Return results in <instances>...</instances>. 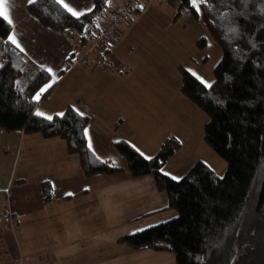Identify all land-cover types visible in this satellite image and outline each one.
<instances>
[{"label": "crops", "instance_id": "obj_1", "mask_svg": "<svg viewBox=\"0 0 264 264\" xmlns=\"http://www.w3.org/2000/svg\"><path fill=\"white\" fill-rule=\"evenodd\" d=\"M65 2L83 13L93 7V0ZM163 2L164 11L154 9L152 3L143 11L142 6L135 13L139 15L132 16L130 27V19L123 22L120 36L107 43L112 63L121 73L111 75L95 67L90 57L85 65H77L73 56L84 51L87 44L80 47L74 43L70 31L42 27L27 12L28 0H7L9 36H14L20 47L11 43L50 75L52 90L37 103L35 113L52 117L68 106L78 110L89 119L85 128L87 146L92 144L89 150L99 160L120 169L111 175L86 177L79 157L67 151L64 139L0 128V257L8 264H125L126 257H136L133 264H176L171 253L135 251L117 243L124 236L173 219L176 212L168 209L167 195L157 191L148 175L131 177L114 143L126 141L151 159L168 137H175L181 146L161 169L175 180L196 161L214 158L203 144L198 160H194L198 156L189 157L191 148H197L195 138L189 143L182 131H189L193 106L179 90L181 77L176 67L204 81L205 86L213 81L219 53L209 45L203 31L198 32L197 39L205 37V47H195L192 52L178 40L174 47L173 38L166 44L162 36H153L162 24L173 36L169 21H174L177 2ZM175 24L198 26L188 10ZM208 45L213 48V56L206 49ZM165 59L173 65L170 76L160 73L166 65L159 61ZM146 70L155 87L133 89L134 83L141 88V71ZM203 128L199 133L201 143ZM178 155L181 163L175 165ZM187 159L190 162L185 164ZM213 163L214 168L207 165L222 175L226 165L224 170L217 159ZM142 254L144 260L137 261Z\"/></svg>", "mask_w": 264, "mask_h": 264}, {"label": "trees", "instance_id": "obj_2", "mask_svg": "<svg viewBox=\"0 0 264 264\" xmlns=\"http://www.w3.org/2000/svg\"><path fill=\"white\" fill-rule=\"evenodd\" d=\"M114 1L93 0L92 9L79 18L55 0H36L26 10L42 27L70 31L78 46L89 47ZM175 1L173 19L188 10L221 51L211 87L184 68L180 73L181 93L207 116L204 142L226 163V170L217 175L198 160L175 180L161 171L181 146L175 137H168L151 159L126 141L114 143L131 177L152 174L157 188L167 194L168 209L176 212L173 219L124 236L117 243L171 252L176 264H264V0H208L207 5L198 0L196 7L191 0ZM10 31V24L0 19V128L64 139L67 151L79 157L86 177L118 173L120 169L89 150L86 116L71 106L63 116L50 120L35 114L37 103L52 88L38 101L33 98L50 84V75L11 43ZM197 43L199 49L204 48L205 38ZM104 54H109L108 49ZM73 57L76 62L81 54ZM23 76L24 81L18 83ZM0 264L8 262L0 257Z\"/></svg>", "mask_w": 264, "mask_h": 264}, {"label": "rangeland", "instance_id": "obj_3", "mask_svg": "<svg viewBox=\"0 0 264 264\" xmlns=\"http://www.w3.org/2000/svg\"><path fill=\"white\" fill-rule=\"evenodd\" d=\"M123 0H115L114 2H112V7H111V11L115 8V7H117L118 5H121V2H122ZM161 2H156V0H143V9H142V11L144 10V9H146V8H148V4L149 3H152L153 4V8L154 9H159L160 11H164V9H166L165 8V5L163 4L164 2H163V0H160ZM175 1V0H174ZM109 10L110 9H108L107 11H106V16H107V14L109 13ZM185 11V10H184ZM187 11V10H186ZM136 12H137V10H136ZM135 12V13H136ZM133 14L132 16H137V15H139V14ZM131 16V18H129V19H126L125 20V22H127L128 20H129V24H128V26L130 27V25H131V23H132V21H133V17ZM173 16H174V14H173ZM173 16H172V19L171 20H174L173 19ZM107 18H108V16L106 17V20H107ZM169 19L171 18V15L168 17ZM177 22V19L176 20H174V21H169V24H170V27L174 30L173 31V36H169V34L167 33L168 31H169V28L168 27H166L165 25H159V27L157 28V30L155 31V33H154V35L153 36H155V37H163V39H164V41H165V43L166 44H169L168 43V39H170V40H172V38H173V45H174V47H176V41L178 40V42L179 43H183V45H185L186 44V46H187V50L189 51V52H192V51H195L196 50V48L195 47H197V41H198V39H200V38H198L197 39V37H198V32H204V34H205V36L208 38V39H210L209 41H210V44L209 45H213V48H215V50L217 51V55H218V53H219V57L218 58H221V51H220V48H219V46L213 41V40H211V38L208 36V33L206 32V30L204 29V27L199 23V22H197L196 21V23H197V25L198 26H195V28H192V27H190V26H184V25H181V24H175ZM140 26H142V24H140ZM120 27L121 26H119V28H118V32H117V34L113 37V38H117V36H120V34H121V31H120ZM49 29V28H48ZM128 30V29H127ZM127 30H124V34H125V32L127 31ZM55 31V30H54ZM71 34V33H70ZM205 38V37H204ZM73 41H74V43L77 41L75 38H73ZM205 41H206V38H205ZM211 41H213V42H211ZM212 43V44H211ZM92 43L90 44V46L88 47V48H86L84 51H81V53H80V51H79V53L81 54V56H83V55H87V59H85V60H77L78 61V63H77V65H85V63H87V60H88V57H90V58H92V60H93V63H94V66L95 67H98V68H101L103 71H105V72H107V73H110L111 75H113V74H118V75H120L121 73H117V72H119V67L118 66H115L114 65V63H112V61H113V59H112V55H111V52H110V54H108V55H106V54H103L104 52H106L107 51V47L105 48V49H103L102 50V52H100V54H102V58L101 59H97L96 57H94V56H90V54H94L93 52L91 53V52H89V50H90V48L92 47ZM207 46L206 47V49H207V51H208V53L210 54V55H214V51H213V48L211 47V46ZM94 59H95V61H94ZM105 62H107V64H108V66H106V65H103V63H105ZM118 62L120 63V59L118 60ZM160 63H162V64H164V65H166L164 68L165 69H163V71H160V73H165V74H168L169 76L171 75L170 73H171V71H172V68H173V65L171 64L170 65V63H171V60H160L159 61ZM87 65V64H86ZM141 70V69H140ZM125 72H126V70H125ZM142 73H144V78H143V80L141 81V88L139 87V85L137 84V83H134L131 87L133 88V89H139V90H146V89H148L150 86H154L155 87V83H153V82H150V79H149V73H148V71L146 70V71H141ZM176 72L180 75V77H181V73H180V67L179 66H177L176 67ZM154 75V74H153ZM181 80H182V77H181ZM24 81V76L20 79V80H18V83H20V82H23ZM179 90H180V92H181V84H180V87H179ZM182 94V93H181ZM183 95V94H182ZM184 96V95H183ZM185 97V96H184ZM186 98V97H185ZM187 99V98H186ZM187 101L190 103V105L191 106H193L191 109L193 110V111H190L189 113V116H190V119L188 120V124H189V131H182V133L187 137V139H185L186 141H189V143H190V141H192L194 138H195V142H196V146H197V148H191V151H190V155H189V157L190 156H192L193 157V159L196 157V156H198L196 159H194V160H198L201 156H202V153L199 151V148H200V146L203 144L204 145V147L211 153V155L214 157V158H210V159H206V161L205 162H207V164H209L211 167H213L214 166V163H213V159H217L218 161H219V163H220V167H222L223 166V168H224V170H225V165H226V163L220 158V157H218L206 144H205V142L203 143H201L200 142V140H199V133H200V131L202 130V126L204 127L205 126V124H206V122H207V116L204 114V112L202 111V110H200L197 106H195L189 99H187ZM188 103V104H189ZM184 115V109H183V112H182V116ZM192 115V116H191ZM149 132H152L151 130H149ZM153 133V132H152ZM202 135H203V140H204V128H203V131H202ZM202 145V146H203ZM166 162H168V161H166ZM166 162L163 164V166H165V164H166ZM190 162V160H185L184 161V163L185 164H188ZM195 162V161H194ZM193 162V163H194ZM203 162V161H202ZM204 162V163H205ZM181 163V159L179 158V155L175 158V165H178V164H180ZM192 163V164H193ZM206 164V163H205ZM206 164V165H207ZM209 165H207L210 169H212ZM162 166V167H163ZM162 167H161V169H162ZM214 168V167H213ZM217 174V173H216ZM148 176H149V179H150V181L152 182V184L156 187V189H157V191H159V192H163V193H165V195H167L166 194V192H164V191H162V190H159L158 188H157V184H156V181H155V179H154V177L152 176V174H147ZM217 175H219V174H217ZM121 239V238H120ZM119 240V239H118ZM117 240V241H118ZM123 245H126V244H123ZM126 246H128V245H126ZM128 247H130V246H128ZM131 249H133L132 247H130ZM133 250H135V251H145L144 249L143 250H137V249H133ZM147 250H151V249H147ZM153 251V250H152ZM156 253H159V252H167V251H155ZM167 253H171V252H167ZM172 254V253H171ZM136 258V257H135ZM135 258H133L132 260H130L129 258H127L126 257V259H125V264H133L134 263V261H135ZM144 258H145V255H141L140 257H139V259H136L137 261L138 260H140V262L142 261V260H144ZM153 260H156V259H152L151 261H153Z\"/></svg>", "mask_w": 264, "mask_h": 264}, {"label": "built area", "instance_id": "obj_4", "mask_svg": "<svg viewBox=\"0 0 264 264\" xmlns=\"http://www.w3.org/2000/svg\"><path fill=\"white\" fill-rule=\"evenodd\" d=\"M142 6L143 0H123L121 5H118L112 11L110 9L108 18L102 23L100 27L101 32L92 42L93 45L89 52H93L94 57L101 59L102 54H100V52L107 47V43L117 34L119 26ZM85 57H87V55H83L77 60H85ZM77 60L76 63H78ZM103 65L108 66L107 62L103 63Z\"/></svg>", "mask_w": 264, "mask_h": 264}, {"label": "snow or ice", "instance_id": "obj_5", "mask_svg": "<svg viewBox=\"0 0 264 264\" xmlns=\"http://www.w3.org/2000/svg\"><path fill=\"white\" fill-rule=\"evenodd\" d=\"M35 2H36V0H28V3H29V4H33V3H35ZM55 2H56L57 4H59V5H61L63 8H65L66 11H68L73 17L79 18L81 15L84 14L82 11H79V10L74 9V7H73V6H70V3L65 2V0H55ZM6 3H7V0H0V19L6 20V21H8L9 23H11V20L9 19V16H8L7 9H6V7H5ZM197 3H198V0H191V5H192L193 7H196V6H197ZM207 3H208V0H199V4H200V5H207ZM196 10H197V11H200L201 9H200L199 7H197ZM8 39H9L14 45H16V47H18V48L20 47V45L17 43V41H16V39H15L14 36H9ZM21 51H23L22 48H21ZM48 71H49V73H51L52 70H51V69H48ZM201 83H204V81H201ZM205 86H206V87H211L210 84H205ZM48 87H51V85H50V84H49V85H45V87L41 88V89H40V92H38V93L36 94V96H35L33 99L38 101L39 98H40V95H41L43 92H45V91L47 90ZM74 111H77V112H78V110H76V109H74ZM35 114H36L37 116H42V115H43L41 112H37V113H35ZM78 114L83 115L82 113H79V112H78ZM59 115L63 116V113H60ZM44 118L49 119V120L52 119L51 116H46V117H44ZM84 135H85V137L88 136V130H87V129H84ZM88 147H89L90 150L92 149V144H91V142H89ZM94 154H95V153H94ZM97 158H99V157H97ZM145 159H149V157H145ZM166 175H167V173H166ZM173 179H176V178L173 177Z\"/></svg>", "mask_w": 264, "mask_h": 264}]
</instances>
